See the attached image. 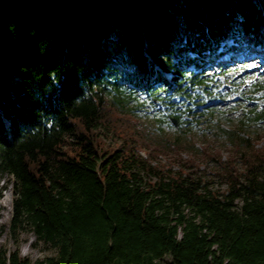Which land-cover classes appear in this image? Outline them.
<instances>
[{"label":"trees","instance_id":"1","mask_svg":"<svg viewBox=\"0 0 264 264\" xmlns=\"http://www.w3.org/2000/svg\"><path fill=\"white\" fill-rule=\"evenodd\" d=\"M252 48L264 52V0H0L8 228L56 250H1L0 264H264L261 137L240 119L226 157L208 126L197 147L210 106L191 107L210 62Z\"/></svg>","mask_w":264,"mask_h":264},{"label":"rangeland","instance_id":"2","mask_svg":"<svg viewBox=\"0 0 264 264\" xmlns=\"http://www.w3.org/2000/svg\"><path fill=\"white\" fill-rule=\"evenodd\" d=\"M252 49L258 52L251 54L250 57H245L243 54L234 61L229 58L222 59L223 67L216 62H210L208 73H213V76L208 81L207 91L199 89L198 94L193 93L197 97L196 103L191 104V107L198 106L199 112L205 109L204 106H210L211 109L207 112L205 109L206 114L199 119L202 124L193 131L196 146L205 143L203 131L206 129L204 127L208 126L209 129L205 130V134L209 140L214 139V145L219 146L217 148L220 149L223 158L227 156L228 151L221 143L222 134L240 119H246V133L250 137H261L258 143L264 145V121L260 122L254 117L253 112H249L252 109L258 113L264 109V88H262L264 86V52L261 49ZM210 98H214V101H210ZM142 109H144L143 115L146 121L150 122L152 127L160 125L155 117L163 114L162 105L147 103ZM247 117L250 118L247 119ZM175 125L177 126V123ZM163 127L169 128L165 125ZM172 127L169 129L176 128ZM209 166L211 168L212 164ZM10 183V177L0 178V251L17 249L22 257L28 258L31 262L55 255L56 250L38 239L33 232L15 231V235L12 236L8 228L13 198ZM213 186L222 188L224 185L219 180H214Z\"/></svg>","mask_w":264,"mask_h":264},{"label":"water","instance_id":"3","mask_svg":"<svg viewBox=\"0 0 264 264\" xmlns=\"http://www.w3.org/2000/svg\"><path fill=\"white\" fill-rule=\"evenodd\" d=\"M171 120L173 121V123H174V124H176V121H175V119H174V118H172Z\"/></svg>","mask_w":264,"mask_h":264}]
</instances>
